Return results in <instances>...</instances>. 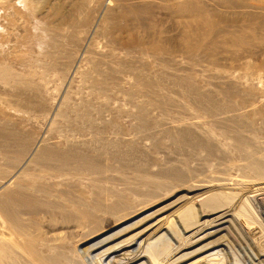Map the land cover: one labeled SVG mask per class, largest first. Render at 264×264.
I'll use <instances>...</instances> for the list:
<instances>
[{
	"label": "rangeland",
	"instance_id": "374dc122",
	"mask_svg": "<svg viewBox=\"0 0 264 264\" xmlns=\"http://www.w3.org/2000/svg\"><path fill=\"white\" fill-rule=\"evenodd\" d=\"M0 264H264V0H0Z\"/></svg>",
	"mask_w": 264,
	"mask_h": 264
},
{
	"label": "bare ground",
	"instance_id": "6f19581e",
	"mask_svg": "<svg viewBox=\"0 0 264 264\" xmlns=\"http://www.w3.org/2000/svg\"><path fill=\"white\" fill-rule=\"evenodd\" d=\"M2 186H4V185H2Z\"/></svg>",
	"mask_w": 264,
	"mask_h": 264
}]
</instances>
